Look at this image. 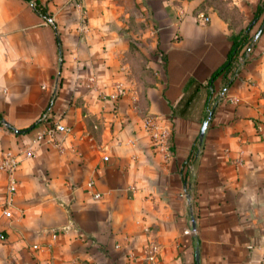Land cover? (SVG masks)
<instances>
[{
	"label": "crops",
	"instance_id": "0c3cea01",
	"mask_svg": "<svg viewBox=\"0 0 264 264\" xmlns=\"http://www.w3.org/2000/svg\"><path fill=\"white\" fill-rule=\"evenodd\" d=\"M199 1L0 0V117L28 129L0 126V159L43 136L19 161L9 219L0 172V264L264 260V28L236 78L210 81L237 29L214 12L198 24ZM232 1L248 22L256 1ZM55 125L68 131L48 140Z\"/></svg>",
	"mask_w": 264,
	"mask_h": 264
},
{
	"label": "built area",
	"instance_id": "2783aa9c",
	"mask_svg": "<svg viewBox=\"0 0 264 264\" xmlns=\"http://www.w3.org/2000/svg\"><path fill=\"white\" fill-rule=\"evenodd\" d=\"M65 2L69 5H71L75 9H80L81 6V0H65ZM195 20L198 24H206L208 22V18L203 13H197L195 15ZM252 35V34H251ZM249 53L247 49V45L242 48V50L239 52V54L236 57L235 62L233 63V67L229 73V76L231 78H236L240 70L243 68L245 64V60L247 61L249 58ZM121 94V89L119 87L115 88L114 91L108 95H105L101 93V96L104 99L114 101L117 96ZM217 99V97H216ZM210 107H213L215 105V98H212L210 100ZM48 114L45 113L41 116L42 121H47ZM143 126L144 130L147 133L149 140L151 142V145L156 152H158L161 155H165V153L168 150L167 147V138H168V132L163 127L159 125V121L152 116H147L143 119ZM68 130L60 125H55L54 127H49L45 135L48 137V140L52 139V136L56 132H67ZM42 135H37L35 140H33L28 146H24L17 154L13 153H5L2 158L0 159V172L4 173L6 176V184H5V200L2 208V215L9 219L11 218L10 208L12 206V200L14 196L16 195V189H17V180L15 178V172L17 171L19 161L20 159H28L33 156V149L32 146L36 144L38 141L42 140ZM54 142V141H53ZM54 147H57L56 142L53 144ZM106 158H103V161H105ZM86 191L87 194L93 199V200H99L100 195L93 191V181L89 180L86 182ZM51 238H55V234L51 235ZM5 238L4 235L0 232V243L4 242ZM33 249H36L35 246L32 247ZM155 253H154V247H151V251L147 252L146 260L152 262L154 260ZM264 257V252H263ZM264 259V258H263ZM260 264H264V260H261Z\"/></svg>",
	"mask_w": 264,
	"mask_h": 264
},
{
	"label": "trees",
	"instance_id": "16d2710c",
	"mask_svg": "<svg viewBox=\"0 0 264 264\" xmlns=\"http://www.w3.org/2000/svg\"><path fill=\"white\" fill-rule=\"evenodd\" d=\"M26 2H31V0H24ZM198 11L197 13H202L201 8H197ZM35 10L37 11V13L46 18V14L45 12H43V10L41 9H37L35 6ZM262 16V18H261ZM229 17H224L225 22H227L229 24V27L231 30H236V32H232V34L230 35V40H231V47L230 50L227 54V57L225 59V61L223 62V64L212 74L210 81H212L215 77L217 76H222V77H226L229 75L232 67H233V63L236 60L237 55L239 54V52L242 50L243 47H245L247 45V49H248V53H251V50L253 48L254 42H255V35H251L250 31L251 28L259 21L260 19V23H259V27L258 30L261 31L264 28V0H261V3L257 4L253 14H252V18L247 22L246 25L241 26V27H236L232 24L229 23L228 21ZM234 30V31H235ZM246 63V60H245ZM208 104L209 102H207V109H208ZM209 111V110H208ZM0 126H3L4 128H6L8 131L13 132L15 134H21L26 132L27 130H22V131H14L12 128H10L7 124H5L1 117H0Z\"/></svg>",
	"mask_w": 264,
	"mask_h": 264
},
{
	"label": "rangeland",
	"instance_id": "374dc122",
	"mask_svg": "<svg viewBox=\"0 0 264 264\" xmlns=\"http://www.w3.org/2000/svg\"><path fill=\"white\" fill-rule=\"evenodd\" d=\"M255 1L256 6L261 3V0ZM198 7L201 8L202 13L214 12L223 14L227 18L229 17V23L236 27H241L247 24L246 16L239 10L232 0H200Z\"/></svg>",
	"mask_w": 264,
	"mask_h": 264
},
{
	"label": "water",
	"instance_id": "95a60500",
	"mask_svg": "<svg viewBox=\"0 0 264 264\" xmlns=\"http://www.w3.org/2000/svg\"><path fill=\"white\" fill-rule=\"evenodd\" d=\"M205 127H206V123H203L199 132V139L202 138ZM195 257L197 259V251L195 252Z\"/></svg>",
	"mask_w": 264,
	"mask_h": 264
}]
</instances>
